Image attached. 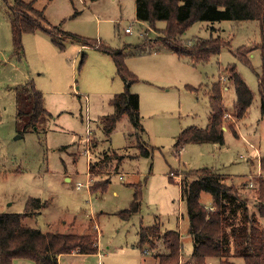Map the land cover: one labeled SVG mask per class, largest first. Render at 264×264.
<instances>
[{"label":"rangeland","instance_id":"1","mask_svg":"<svg viewBox=\"0 0 264 264\" xmlns=\"http://www.w3.org/2000/svg\"><path fill=\"white\" fill-rule=\"evenodd\" d=\"M23 1L44 12L48 28L59 30L52 29L56 37L40 30L25 33L24 54L17 55L10 25L15 2L0 0V212L25 213L29 198H40L43 204L25 220L27 225L43 232L97 236V255L67 254L60 258V264H156L157 255L165 252L162 240L141 242V230L152 226L161 233L179 231L183 243L180 264H193V243L180 182L190 171L213 169L228 177L230 184L235 183L253 209L255 185H241L254 182L260 174L264 176L259 24L194 23L182 36L184 45L190 47V41L199 37H222L231 47L208 62L193 65L188 57L152 52L166 38L161 32L166 23L158 22L151 28L138 21L135 0ZM131 25L132 33L126 34ZM60 30L90 41L100 40L115 49L129 45L126 63L139 78L130 87L140 96L144 134L139 142L140 132L127 116L117 122L110 135L101 124V118L114 112L110 100L125 89L113 60L78 39H67ZM251 49L252 68L238 56ZM233 64L255 94L240 122L232 116L235 90L221 77ZM30 80L44 94L47 115L39 130L28 126L26 116H18L16 87ZM219 81L224 88L230 87L223 92L229 113L224 122V144L190 143L175 149L176 138L183 130L208 125L212 114L208 94ZM232 123L237 137L227 130ZM93 141L97 147L92 150ZM139 143L154 149L150 157L136 158L139 148L134 144ZM108 151L113 155L110 168L119 164L115 153L126 157L118 165L120 172L100 177L109 179L107 188L92 194L90 161L103 159ZM79 183L83 184L80 189ZM138 186L142 189L140 211L128 218L121 216L130 207ZM209 196L202 194L201 203H207ZM233 261L246 264L242 258ZM15 264L35 263L16 260ZM206 264L220 261L209 258Z\"/></svg>","mask_w":264,"mask_h":264},{"label":"trees","instance_id":"2","mask_svg":"<svg viewBox=\"0 0 264 264\" xmlns=\"http://www.w3.org/2000/svg\"><path fill=\"white\" fill-rule=\"evenodd\" d=\"M94 2L97 0H89ZM136 17L151 28H156L158 22L166 23L161 30L166 37L160 41L154 51L170 52L178 57H188L193 65L208 62L212 57L221 54L225 48H230V41L222 37L196 38L190 41L192 45H184L182 36L196 22L214 24L222 21H256L260 27L261 41L258 45L261 53V74L259 75V96L261 113L264 117V0H135ZM10 20L13 49L17 55L24 54L23 35L44 31L56 37L52 29L46 26L47 19L42 10H38L33 3L14 0ZM80 13H76L79 15ZM214 30V27H212ZM66 38L78 39L84 45L95 48L108 55L114 62L117 76L124 82L123 92L116 94L110 100L114 112L101 118V124L106 135H110L116 124L127 116L136 131H139L137 142L143 137L144 128L140 123V96L130 91L133 83L139 78L129 70L126 63V48L115 49L100 40H87L79 35L60 30ZM184 43V44H183ZM189 43V44H191ZM58 45H61L57 43ZM245 47V46H243ZM243 47L239 48V51ZM249 50L246 55L239 52V59L251 66ZM138 54V53H137ZM252 68V66H251ZM230 82L236 93L234 116L241 121L249 111L255 94L247 85L236 65H229L221 74ZM17 88L18 116H26L28 126L39 130V124L46 119L47 111L44 107V94L36 88L32 80ZM197 90V89H193ZM224 86L221 81L212 85L209 90V102L212 114L206 128L189 127L176 138L175 149H182L190 143H218L224 144V125L228 110L224 105ZM237 137L235 124H229ZM142 132V133H141ZM92 150L96 146L93 141ZM138 157H150L153 148L148 145H137ZM109 152V151H108ZM105 155L96 162L90 161V176L93 183L90 192L104 191L109 179L100 177L112 171L120 172L118 166L125 155H117L119 164L110 168L108 163L112 153ZM135 158V154L132 155ZM190 176H192L190 178ZM228 177L215 173L213 169L203 168L190 171L180 182L181 199L186 204L189 219L188 235L192 236L193 252L190 260L193 264H206L209 258H217L220 264H236L233 259L242 258L246 264H264V176L258 175L254 182H243L241 186L255 185L254 208H250L247 199L240 194V189L227 181ZM103 181V182H102ZM255 183V184H254ZM136 189L133 201L128 209L122 211L121 216L131 217L140 211L142 189ZM202 193L212 197V209L201 203ZM43 204L40 198H29L25 213L0 212V264H15L16 260H29L35 264H60L59 257L67 254H95L98 252V239L95 235L63 234L58 232H43L31 227L25 220L34 214V210ZM156 238L162 240L165 252L158 254L156 264H180L183 256V243L180 232L168 230L164 233L152 226L141 230V242H150ZM153 244V243H152Z\"/></svg>","mask_w":264,"mask_h":264},{"label":"crops","instance_id":"3","mask_svg":"<svg viewBox=\"0 0 264 264\" xmlns=\"http://www.w3.org/2000/svg\"><path fill=\"white\" fill-rule=\"evenodd\" d=\"M144 23V22H143ZM147 30V29H146ZM126 33V32H125ZM126 34H130V33H126ZM152 52H155V53H157V54H168V55H176V54H173V53H170V52H157V51H152ZM151 52V53H152ZM177 56V55H176ZM175 56V57H176ZM177 58V57H176ZM180 58V57H179ZM229 86H226L224 89V91H227V90H229ZM225 128V127H224ZM121 178H122V176H121ZM246 187H248V186H246ZM202 194H204V193H202ZM205 194H207V193H205ZM201 197H202V195H201ZM210 197V199H208V201H207V203H203V205H205L206 207H208V208H211L212 209V205H213V200H212V197L211 196H209ZM202 202V201H201ZM190 236V235H189ZM191 237V239H192V236H190ZM181 238H182V236H181ZM192 243H193V240H192ZM192 252H193V250H192ZM99 253V244H98V252L97 253H95V255H97ZM91 255H93V254H91ZM85 256H88V254H86ZM62 257V256H61ZM61 257H59V263H60V258Z\"/></svg>","mask_w":264,"mask_h":264},{"label":"built area","instance_id":"4","mask_svg":"<svg viewBox=\"0 0 264 264\" xmlns=\"http://www.w3.org/2000/svg\"><path fill=\"white\" fill-rule=\"evenodd\" d=\"M133 31V26L131 25L129 28L125 30L126 33H132ZM90 182L87 183V186H89ZM250 186H253V183H250ZM83 184L79 183L77 188L80 189L82 188ZM145 254H148L149 252L147 250L144 251Z\"/></svg>","mask_w":264,"mask_h":264},{"label":"water","instance_id":"5","mask_svg":"<svg viewBox=\"0 0 264 264\" xmlns=\"http://www.w3.org/2000/svg\"><path fill=\"white\" fill-rule=\"evenodd\" d=\"M224 129H226V128H224Z\"/></svg>","mask_w":264,"mask_h":264}]
</instances>
